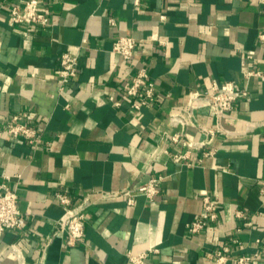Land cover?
I'll use <instances>...</instances> for the list:
<instances>
[{"label": "crops", "instance_id": "1", "mask_svg": "<svg viewBox=\"0 0 264 264\" xmlns=\"http://www.w3.org/2000/svg\"><path fill=\"white\" fill-rule=\"evenodd\" d=\"M24 1L0 0V181L17 189L26 217L0 236V264H20L13 245L24 264H135L129 252L151 249L145 264H216L224 246V264L241 255L264 264V78L246 76L264 74V0H42L48 26L13 25L9 8ZM123 35L136 38L129 61L112 50ZM64 52L79 55V73L61 91ZM142 67L156 99L135 111L125 91ZM214 81L249 97L220 119L208 105L189 111L190 91ZM174 113L185 126L171 123ZM14 114L44 144L13 141L4 129ZM153 175L165 177L155 199L129 205L116 194ZM59 191L86 207L75 246L59 230ZM207 193L218 221L190 233Z\"/></svg>", "mask_w": 264, "mask_h": 264}, {"label": "built area", "instance_id": "2", "mask_svg": "<svg viewBox=\"0 0 264 264\" xmlns=\"http://www.w3.org/2000/svg\"><path fill=\"white\" fill-rule=\"evenodd\" d=\"M42 0H25L23 5H13L9 8V18L13 25L20 24H36L39 26H48L50 24L49 16L41 9ZM136 4L140 0H135ZM164 18L165 16L162 15ZM112 25L116 24V19L110 17ZM264 40V32L260 34ZM136 48V38L129 35H123L113 41L112 50L119 54L121 58L126 61L133 59ZM79 55L71 52H64L60 56L58 74L60 77L59 89L63 91L66 84L72 79L76 78L79 73ZM246 76L248 78L253 76H260L264 78V74L258 70H247ZM126 96L131 99V106L135 111H139L144 105H149L156 99V83L150 77L149 71L142 67L136 70L128 85ZM188 110L191 111L194 107L201 108L203 106H211L214 114L218 119L228 115L234 109L236 101L241 98L249 97V88L236 85L232 81H225L223 83L213 82L211 90L204 91L195 89L189 93ZM110 100L114 105H120V101H116L113 97ZM170 121L173 125L185 126L186 117L180 113H174L170 116ZM5 132L13 141H23L34 147H39L43 143V134L37 128L29 123L23 121L18 114H14L8 121ZM181 133L170 135L171 140L178 141ZM50 142L46 146H50ZM177 157V155H175ZM18 178L21 174L16 175ZM5 178L10 179L9 176ZM163 175H153L146 182L120 191L116 194L123 196L129 205H133L136 197L144 195L148 199L153 200L158 195L161 189V184L164 180ZM264 196V189H262ZM61 205L65 208L64 213L58 219L59 230L65 235V241L69 246H75L84 242L85 227H86V213L85 205L74 206L72 197L66 191H59L56 193ZM204 208L201 214L188 223L187 229L190 233H199L205 229L210 223L217 222L219 218L220 204L217 198L210 194L203 196ZM236 215L243 219H247V212L244 210H237ZM250 225L251 222H245ZM26 225V217L18 205V191L11 188L5 181H0V236L7 229H20ZM262 243L261 257L264 259V240ZM13 251L18 256L20 264H24V258L20 254V250L16 245L12 246ZM151 249L139 254L132 252L128 253L129 260L135 264H145ZM229 251L228 246L218 249L216 252V264H224L228 260L226 253ZM252 256L241 255L235 259L237 264H252Z\"/></svg>", "mask_w": 264, "mask_h": 264}]
</instances>
